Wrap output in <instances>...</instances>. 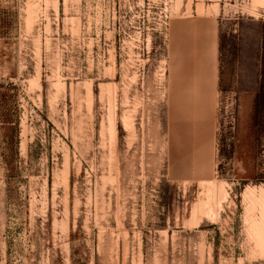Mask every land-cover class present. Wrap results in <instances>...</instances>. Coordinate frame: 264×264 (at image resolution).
Instances as JSON below:
<instances>
[{
	"label": "rangeland",
	"instance_id": "1",
	"mask_svg": "<svg viewBox=\"0 0 264 264\" xmlns=\"http://www.w3.org/2000/svg\"><path fill=\"white\" fill-rule=\"evenodd\" d=\"M259 186L264 0H0V264H264Z\"/></svg>",
	"mask_w": 264,
	"mask_h": 264
},
{
	"label": "crops",
	"instance_id": "2",
	"mask_svg": "<svg viewBox=\"0 0 264 264\" xmlns=\"http://www.w3.org/2000/svg\"><path fill=\"white\" fill-rule=\"evenodd\" d=\"M198 25L196 24V27ZM197 29V28H196ZM212 24L206 23V21H203L202 23L199 22V29L196 31L195 26H191V24L188 21H177L173 25V33H174V45L176 49V58L178 61H173L172 62V70H171V81H172V86H173V95L175 97L179 96L180 92V66L182 65V56L183 58L189 59V57L192 55L191 51L193 52V48L196 49L195 51V57L196 58H202L205 57L208 51L211 48L212 44V37L210 34L212 33ZM198 38L196 37V40L194 37L191 35L192 33H198ZM211 40V42H210ZM183 52V54L181 53ZM182 54V56H181ZM179 63V64H178ZM176 68V70H175ZM178 69V70H177ZM175 71L176 74L173 72ZM177 71V72H176ZM178 74V76H176ZM178 79V80H177ZM175 80L177 82H175ZM174 81V82H173ZM175 83V84H173ZM178 84V85H177ZM178 88H177V87ZM178 90V91H177ZM178 95V96H177ZM183 102V101H182ZM180 108V109H179ZM178 109L180 112H185L186 110L182 107H179ZM197 114V110L195 111Z\"/></svg>",
	"mask_w": 264,
	"mask_h": 264
},
{
	"label": "bare ground",
	"instance_id": "3",
	"mask_svg": "<svg viewBox=\"0 0 264 264\" xmlns=\"http://www.w3.org/2000/svg\"><path fill=\"white\" fill-rule=\"evenodd\" d=\"M258 1H260V0H254V2H258ZM254 4H257V3H254ZM203 6V5H202ZM201 6V7H202ZM200 7V10L202 9ZM217 8V7H216ZM199 10V9H198ZM202 12H203V10H201ZM218 12V11H217ZM179 69V68H178ZM177 69V70H178ZM175 70H176V68H175ZM177 72V71H176ZM174 74H176L175 73V71L173 72ZM176 76H178V74L176 75ZM178 80V79H177ZM174 82V81H173ZM175 82H177L176 80H175ZM171 84H172V81H171ZM173 84H175V83H173ZM178 85V84H177ZM174 86V85H173ZM175 87V86H174ZM177 87V86H176ZM178 88V87H177ZM178 91V90H177ZM201 92V91H200ZM203 93V92H202ZM201 93V94H202ZM198 95V94H197ZM205 95V94H204ZM178 96V95H177ZM188 98V97H187ZM202 98V97H201ZM199 102V101H198ZM202 104V103H201ZM203 112V111H202ZM205 113V112H204ZM115 131V130H114ZM202 183H204L205 185H207V188H208V192H209V194H208V200H207V202H206V204L208 203V204H210L214 199V197H215V186L213 185V186H211V183H212V180H208V181H206V182H202ZM213 184V183H212ZM260 187V186H259ZM207 190V189H206ZM257 191V192H256ZM246 197H249L250 198V202H251V204L253 205L252 207H253V211H254V209H257V208H259V210L261 211V216H260V218H258V219H256V220H254V227L256 228V233H257V235L259 236V238H258V240L257 241H259L258 242V244L260 243V245L262 246L263 245V247H264V187H260V188H258V190H256L254 187H247L246 188ZM218 201V200H217ZM205 202V201H204ZM209 206V205H208ZM199 207V206H198ZM196 208H194L193 210H195ZM201 209V208H200ZM213 212V211H212ZM213 214H214V212H213ZM212 216V215H211Z\"/></svg>",
	"mask_w": 264,
	"mask_h": 264
}]
</instances>
